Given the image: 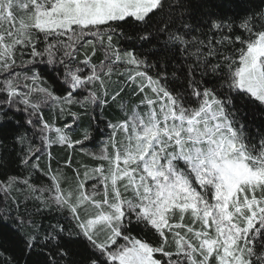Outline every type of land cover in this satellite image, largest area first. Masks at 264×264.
Here are the masks:
<instances>
[{"label":"snow or ice","instance_id":"snow-or-ice-1","mask_svg":"<svg viewBox=\"0 0 264 264\" xmlns=\"http://www.w3.org/2000/svg\"><path fill=\"white\" fill-rule=\"evenodd\" d=\"M0 264H264V0H0Z\"/></svg>","mask_w":264,"mask_h":264},{"label":"trees","instance_id":"trees-1","mask_svg":"<svg viewBox=\"0 0 264 264\" xmlns=\"http://www.w3.org/2000/svg\"><path fill=\"white\" fill-rule=\"evenodd\" d=\"M58 154H59L60 157H63V155H64V153H63L62 151L59 152ZM74 159H80V160H83L84 162H89V161H88V158L82 156L81 154H76V155L74 156Z\"/></svg>","mask_w":264,"mask_h":264}]
</instances>
